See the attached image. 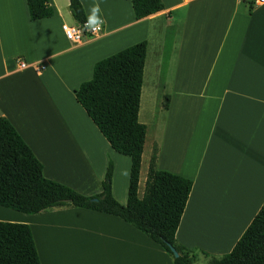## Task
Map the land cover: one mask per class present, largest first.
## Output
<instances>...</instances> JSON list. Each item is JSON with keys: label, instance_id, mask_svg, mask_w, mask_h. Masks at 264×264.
Listing matches in <instances>:
<instances>
[{"label": "crops", "instance_id": "obj_1", "mask_svg": "<svg viewBox=\"0 0 264 264\" xmlns=\"http://www.w3.org/2000/svg\"><path fill=\"white\" fill-rule=\"evenodd\" d=\"M48 1L53 16L31 21L26 0H0V117L47 179L83 195L100 193L115 151L75 90L92 78L97 61L146 41L140 105L145 81L157 104L140 174L156 145V168L193 183L177 242L209 256L229 253L264 202V3L162 0V11L135 20L130 0H79L87 23H102L103 30L74 43L62 28L78 26L69 0ZM44 80L59 89L49 93ZM35 82L38 89L30 92L27 85ZM164 95L166 110L159 104ZM124 160L123 197L111 183L121 205L131 164ZM0 221L29 225L40 264H173L160 245L110 214L68 208L26 215L0 206Z\"/></svg>", "mask_w": 264, "mask_h": 264}, {"label": "trees", "instance_id": "obj_2", "mask_svg": "<svg viewBox=\"0 0 264 264\" xmlns=\"http://www.w3.org/2000/svg\"><path fill=\"white\" fill-rule=\"evenodd\" d=\"M135 20L164 9L162 0H130ZM31 21L50 18L48 0H26ZM250 8L252 5L249 3ZM78 25L87 22L79 0H69ZM147 42L128 46L93 66L92 78L75 90V99L110 147L130 159L125 205L111 193L113 163L108 162L102 190L83 195L47 179L43 165L11 123L0 117V206L26 215L82 208L122 219L160 245L173 264H192L195 254L175 238L192 189L190 179L156 168L157 146L149 159L144 191L138 196L146 125L138 120ZM169 97H163L162 108ZM96 199V200H95ZM170 247L178 253L174 257ZM204 255H208L202 252ZM0 264H40L29 225L0 221ZM208 264H264V202L232 250Z\"/></svg>", "mask_w": 264, "mask_h": 264}, {"label": "rangeland", "instance_id": "obj_3", "mask_svg": "<svg viewBox=\"0 0 264 264\" xmlns=\"http://www.w3.org/2000/svg\"><path fill=\"white\" fill-rule=\"evenodd\" d=\"M40 84H45L44 86L48 87L49 93L50 92H55V91H57L59 89V84L57 82H55L56 85L55 84L53 85L50 82L48 83L47 81L44 80V81H41ZM27 89L30 92H36L37 89H38V84L36 82L35 83H30V84L27 85ZM151 89L152 88H151L150 84H148L145 81L144 82V86H143L141 105H140L141 112H140V116H139V122L144 124V125H147V133H146V135H147V138H148V142H147V147H146V150H145V157L148 156V150H149L148 143L150 141V136H151L150 134H151V128H152L151 124L152 123L150 122V117H151L152 113L154 112V110L156 109V104H157L156 103L157 102V96L155 94L151 93ZM163 97L159 101L161 109H162ZM148 101H149V104L147 105ZM113 155H115V156H113V157L108 156L109 159L107 160V166H108V162L109 161H111L113 163L114 175L112 177L113 178L112 179V184H113V181H114L115 195L120 198V197H123L122 193L124 192L125 179L127 178L129 169H127V165H126L125 160L123 161L124 156H122L120 154H117L116 152H113ZM147 163H148V159H147ZM99 169L100 168H99V163H98L95 166V175L99 174ZM146 173H147V164H146V161L142 160V168H141V174H140V178H139V188H138V193L141 194V195H142V193L144 191V180H145V177H146ZM126 194H127V192H126ZM56 210H58V209H56ZM200 231L201 230H199V233H200ZM203 231L206 232V230H204V228H203ZM193 252L195 254V260H194V262L192 264H208L209 259L211 257L218 258V257L222 256V255H216V256L207 255L206 256V255H204L202 252H200L198 250L193 251Z\"/></svg>", "mask_w": 264, "mask_h": 264}, {"label": "built area", "instance_id": "obj_4", "mask_svg": "<svg viewBox=\"0 0 264 264\" xmlns=\"http://www.w3.org/2000/svg\"><path fill=\"white\" fill-rule=\"evenodd\" d=\"M251 1H252L251 3L252 6L264 3V0H251ZM62 28H63V31L65 32L66 37L69 40H71L74 43H80L82 39L85 37H95L99 35L103 30V25L102 23L91 25L86 22L85 24L81 26L80 25L78 26L64 25ZM17 64L20 69H23L26 67V63L20 59L17 60ZM44 68H45L44 66H38L36 69L38 71H42L44 70Z\"/></svg>", "mask_w": 264, "mask_h": 264}, {"label": "water", "instance_id": "obj_5", "mask_svg": "<svg viewBox=\"0 0 264 264\" xmlns=\"http://www.w3.org/2000/svg\"><path fill=\"white\" fill-rule=\"evenodd\" d=\"M96 200V199H95ZM170 250H171V252H172V254H173V256L176 258V257H178V253L176 252V250L173 248V247H170Z\"/></svg>", "mask_w": 264, "mask_h": 264}]
</instances>
